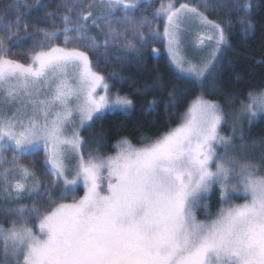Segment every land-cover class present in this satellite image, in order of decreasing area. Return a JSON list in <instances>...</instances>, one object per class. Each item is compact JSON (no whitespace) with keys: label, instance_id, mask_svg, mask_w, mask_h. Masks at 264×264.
Wrapping results in <instances>:
<instances>
[{"label":"snow or ice","instance_id":"obj_1","mask_svg":"<svg viewBox=\"0 0 264 264\" xmlns=\"http://www.w3.org/2000/svg\"><path fill=\"white\" fill-rule=\"evenodd\" d=\"M22 6L27 11L17 0L14 19L0 22V264H264V147L254 158L245 155L264 146V137L246 139L264 120V88L250 90L231 121L203 90L233 20L210 19L208 0ZM255 7L252 0L233 5L245 34ZM36 8L44 9L43 27L27 19ZM189 21L202 30L194 48L211 42L203 61L186 54ZM157 42L177 78L201 91L175 127L138 144L123 137L114 154H101L104 133L93 149L83 132L133 101L112 91L117 74L100 71L99 49L105 63L115 46L137 60L159 58ZM13 48L25 59L13 58ZM181 95L172 85L165 108ZM226 103L233 105L231 95Z\"/></svg>","mask_w":264,"mask_h":264},{"label":"trees","instance_id":"obj_2","mask_svg":"<svg viewBox=\"0 0 264 264\" xmlns=\"http://www.w3.org/2000/svg\"><path fill=\"white\" fill-rule=\"evenodd\" d=\"M51 1L41 0L45 5L52 4ZM33 2L34 0H26V3ZM252 2L256 5L251 16L254 27L245 34L237 20H233L228 31L229 41L220 63L203 89L206 97L218 100L225 107L226 112L236 111L240 101L246 99V94L250 90L264 88V0H252ZM12 4L13 0H0V20L5 18V22H8L14 19L15 7H9ZM21 10L27 11L22 4ZM43 13V9L36 8L27 19L37 27H43L45 25L39 23ZM40 15L42 17L38 19ZM93 35L100 40L102 38L100 33ZM119 49L116 46L110 57L113 61H117L116 57L119 56L124 61L115 63L114 68L119 77L111 82L114 84L113 90L121 95H127L133 101V107L127 112L107 113L91 129L98 141L100 140L98 133L101 131L104 133L101 148L103 154H114L112 145L123 137L130 139L133 144H138L142 136H156L167 131L169 127H175L179 123L180 114L187 107V102L201 91V87L197 84L177 78L163 50L159 58L145 55L143 59L137 60L135 53L127 50L122 52ZM10 55L16 59H25L20 48H13ZM158 77L161 78L159 81ZM212 84L215 86L212 87ZM172 85L179 88L182 95L178 96L176 107L166 109L165 105L169 103L167 92ZM230 95L234 101L231 107L226 103V98ZM153 99L158 103L154 108H149V102ZM245 128L247 129V124ZM261 137H264V120L258 121L246 135L249 143ZM261 147L264 146L250 148L245 155L254 158L253 154H258ZM216 200V196L210 200L212 212L218 208Z\"/></svg>","mask_w":264,"mask_h":264},{"label":"rangeland","instance_id":"obj_3","mask_svg":"<svg viewBox=\"0 0 264 264\" xmlns=\"http://www.w3.org/2000/svg\"><path fill=\"white\" fill-rule=\"evenodd\" d=\"M3 1H8V0H3ZM22 2L21 4L23 5V3H26V0H19V2ZM30 1V0H29ZM17 2V0H13V4L12 7L10 8H14L15 3ZM52 4L49 5V7H52L56 0H52L51 1ZM161 2V0H153V7H158L159 3ZM177 5L179 3H183V2H187L190 5H197L198 3H200V0H176ZM225 2V3H224ZM223 0H208V3L214 6V10H210L208 15L209 18L215 21L220 22L221 24H224L229 18H231L232 20L236 19L238 16H243V13H237L235 11H232L233 5L236 3H240L243 4L245 2V0H227L224 1ZM44 10V9H43ZM230 13V15H229ZM42 16L40 15L38 17L41 18ZM5 18H2L0 20V22H5ZM188 27H189V31L186 33L185 37H184V46H185V51L186 54L188 56L189 59H192L194 61H203L205 59H207L210 54H211V42H206L205 46L203 49H199V48H194L193 44H194V40H195V36L196 33L199 31H202L201 29H199L194 23H192L191 21L188 22ZM98 32H94V34H97ZM102 35V34H100ZM103 41V36L101 38V43ZM157 47H160L161 50L164 51V53L167 56V52L165 51L162 42H157V44L155 45ZM116 47V46H115ZM115 47H110L109 49V53L111 55L112 50ZM226 45L222 47L220 53L218 54V59L215 61V67L212 69L211 74L208 76L207 81L205 82V84H207L208 81H210V78L212 77V75L215 73L220 60L222 58L224 49H225ZM118 48H120L119 50H121L122 52L126 51V48L123 46H118ZM105 52V49L101 46V48L99 49V54H100V60L98 63V68L100 69V71L106 75L111 74V73H116L117 71L114 68L115 67V63L118 62H123L124 60H122L121 58H119L117 61H113L112 58L110 57V55L108 56V62L105 63L104 60V56L103 53ZM118 53H120L118 51ZM174 70V69H173ZM175 71V70H174ZM119 76H117L116 78H118ZM199 87L200 85L198 83H196ZM205 86V85H204ZM99 91V89H98ZM113 92H116L115 90L112 89ZM103 94V93H101ZM231 115L228 117L229 121H231V119L238 114V109L236 111L230 112ZM224 134H230V128L226 125L223 129ZM83 135L85 136V139L90 141V147L95 149L97 146V136L93 135L91 132V129L84 131ZM103 154V152L101 153ZM31 159V158H30ZM78 195H83V191H79L77 193ZM237 202H242V201H237ZM0 203H3V201H0ZM204 215L202 212L198 213V218L203 220ZM0 222H3L2 217H0ZM5 226H7V224H5Z\"/></svg>","mask_w":264,"mask_h":264}]
</instances>
